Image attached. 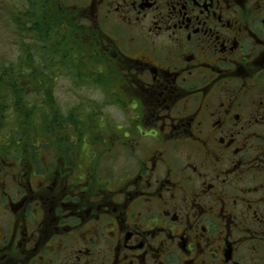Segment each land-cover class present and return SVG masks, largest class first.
<instances>
[{"label": "flooded vegetation", "instance_id": "1", "mask_svg": "<svg viewBox=\"0 0 264 264\" xmlns=\"http://www.w3.org/2000/svg\"><path fill=\"white\" fill-rule=\"evenodd\" d=\"M19 1L0 32L112 100L49 150L0 130V264H264V0Z\"/></svg>", "mask_w": 264, "mask_h": 264}, {"label": "rangeland", "instance_id": "2", "mask_svg": "<svg viewBox=\"0 0 264 264\" xmlns=\"http://www.w3.org/2000/svg\"><path fill=\"white\" fill-rule=\"evenodd\" d=\"M0 2L7 3L13 7H18L20 4L19 0H0ZM1 25L2 23H0V27ZM20 38L21 36H7L5 32H0V68L7 66L16 67L25 59L28 61L31 60V62H33V66L36 68L37 66L40 69L50 67L47 74L49 77H53L51 80V95L53 98H50L49 102H51L53 106L51 109L49 108L48 113H51L50 111H58L62 118L66 120L68 119L67 121H71L69 120V114L74 113L78 115L75 116V118L81 119L83 118L80 115L81 113H89L90 111L94 110V108L97 109V107L99 109L101 104L108 102V100H112L110 97L108 98V96H106L102 90L92 86V83H95L94 81H99V71H90L89 66L84 63V59H80V55H78L77 52H73V55H71L72 52L66 51L63 54L64 56H61L60 54H51V51L54 50H58V52H62L64 50V39L62 37L59 36V38L56 40L51 41L49 40V36H47L46 43L43 36H25V40L23 41L24 46L19 45ZM48 54L56 56V60L53 59L52 61L58 62L54 64H58L57 70L56 67H54L55 69H52L53 64L50 58L51 56ZM84 54L87 53L84 52ZM92 69L93 68H91V70ZM25 91L27 92L26 96H35V91L33 89H26ZM27 98L28 99H26V102H33L30 97ZM43 102L44 100L42 99L37 100V104L43 105ZM87 107L89 109H86ZM45 109H48V107ZM110 112L114 113L116 119L120 118L117 110H111ZM40 116H36L35 118L40 119ZM36 122L42 123L41 120ZM64 132L66 131L64 130ZM64 135H66V133H64ZM39 139V143L48 141V139L44 138L43 135H41V138ZM49 148L50 147L46 149L49 150Z\"/></svg>", "mask_w": 264, "mask_h": 264}, {"label": "trees", "instance_id": "3", "mask_svg": "<svg viewBox=\"0 0 264 264\" xmlns=\"http://www.w3.org/2000/svg\"><path fill=\"white\" fill-rule=\"evenodd\" d=\"M47 36H43L46 38ZM78 55H80V59L82 58V54L78 52L80 46L75 47ZM66 52L64 49L62 52H58V55L64 56L63 54ZM50 53V52H49ZM49 55V54H48ZM51 56V61L53 59L56 60L55 55ZM49 58V57H48ZM26 65V71L21 69V64ZM21 64L15 66H7L4 68H0V97L4 98H17V101L14 103L12 101H5L2 100L0 103V130L1 132H5L4 130H15V134H11L9 139L14 142L16 145L19 142L18 140L23 142L26 145H32L34 142L38 145H42L44 148H48L54 129L61 130L62 124H74L79 125L81 121L75 118V114L71 113L69 120L61 117V114L57 111H50L48 113L49 108L53 106L49 99L52 98L51 95V87L50 84L52 83L53 77H49L47 72H49L50 67H46L45 69H40L38 66L35 68L33 66V62L31 60H24ZM31 63V64H29ZM58 63L57 61H52V69L54 68V64ZM60 65V64H59ZM51 66V65H50ZM61 66V65H60ZM55 69V68H54ZM84 69V68H80ZM59 70V69H58ZM75 71V70H74ZM51 72V71H50ZM26 89L34 90L35 96H26ZM25 91V93H24ZM32 92V91H31ZM32 95V93H31ZM27 97H30L33 102H26ZM37 98V99H36ZM36 99V100H35ZM42 99L44 100V104H37V100ZM39 103V102H38ZM39 105V106H38ZM48 109H45L47 107ZM44 107V108H43ZM38 109V111H37ZM41 116H40V115ZM24 115V121H21L19 124L18 118ZM73 115V116H72ZM36 116H40L41 118L36 119ZM42 121L36 122V121ZM64 122H63V121ZM18 128L23 129V131L19 130ZM14 131V132H15ZM4 135V134H3ZM43 135L44 138H47V142L39 143L36 141L37 139L41 138ZM63 137V135H62ZM3 137H0V145L1 140ZM4 140V139H3ZM29 142V143H28ZM5 143V142H4ZM7 143L12 144L10 141ZM13 143V144H14ZM22 143V144H23ZM8 144V146H10ZM12 144V145H13ZM20 144V143H19ZM10 146L9 149L12 150L13 146ZM16 150V149H15Z\"/></svg>", "mask_w": 264, "mask_h": 264}]
</instances>
